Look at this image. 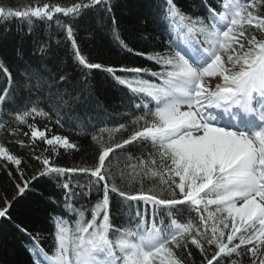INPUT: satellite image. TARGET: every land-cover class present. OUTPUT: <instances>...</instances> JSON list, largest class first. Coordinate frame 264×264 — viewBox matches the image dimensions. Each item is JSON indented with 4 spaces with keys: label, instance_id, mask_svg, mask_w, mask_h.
I'll return each instance as SVG.
<instances>
[{
    "label": "snow or ice",
    "instance_id": "obj_1",
    "mask_svg": "<svg viewBox=\"0 0 264 264\" xmlns=\"http://www.w3.org/2000/svg\"><path fill=\"white\" fill-rule=\"evenodd\" d=\"M204 7L206 15H191L176 0H163L159 23L168 39L151 52L134 51L113 27L120 46L150 61L154 70L94 63L81 49L74 21L92 9L115 25L113 0H32L24 10L0 0V21L26 22L28 34L37 22L48 29L35 49L39 65L26 64L19 81L0 60L7 80L0 89V117L11 120L0 119V130L28 137L27 143H16L41 165L26 178L24 158L0 142L5 161L0 169L15 183L17 195L45 176L62 191L60 200L50 198L63 213L51 218V252L39 234L20 228L30 241L32 264H197L193 250L199 264H244L243 257L248 264H264V0H212ZM53 27L70 46L79 86L67 87L70 75L63 69L53 73L45 62ZM93 70L106 71L128 89L132 112L121 114L127 123L91 134L98 149L94 165L66 167L57 162L60 150L78 152L79 144L35 121L42 117L60 128L69 123L82 130L71 122L78 120L75 106L91 93ZM20 92L26 94L24 104L5 107L15 105ZM104 132L108 141L115 133L130 134L110 143ZM38 141L47 146L39 154ZM134 145L150 150L129 154L135 162L114 173L111 157ZM81 176L87 179H77ZM113 195L123 202L129 223H114ZM10 207L5 197L0 217Z\"/></svg>",
    "mask_w": 264,
    "mask_h": 264
},
{
    "label": "trees",
    "instance_id": "obj_2",
    "mask_svg": "<svg viewBox=\"0 0 264 264\" xmlns=\"http://www.w3.org/2000/svg\"><path fill=\"white\" fill-rule=\"evenodd\" d=\"M32 0H4V3L13 7H19L29 4ZM61 4L71 3L72 0H52ZM178 6L191 15H206L204 7L205 2L211 4L212 0H176ZM163 0H113V13L116 18V24H112L110 17L99 10H88L79 19L74 21L77 30L78 43L85 54L88 55L91 62H99L102 65L129 67H150L156 70V66L144 57L134 55L123 49L116 39L113 38V27L118 31L121 39L136 52H151L160 50L164 47L163 41L168 39L164 27L159 23L161 5ZM213 6H215L213 4ZM101 17H104L101 22ZM53 39L50 41L51 47L48 58L45 61L53 73H59L60 69L68 73L71 77L67 87L78 85L80 79V70L73 63L70 55V46L64 39L63 32H57L52 28ZM48 29L37 22L32 33L28 34V25L17 19L0 21V60L10 68L14 79L19 81L21 77L18 71L23 69L26 64L38 66L41 57L35 53L39 42L47 39ZM60 43H56V39ZM158 38V39H157ZM35 53V54H34ZM121 75V73H117ZM144 79H150L145 76ZM92 84L91 93L85 92L83 99L75 106L72 124L83 126L81 130L78 127H71L65 123L63 128L44 120L42 117L36 118L38 127L47 124L52 128V132L58 135L68 136L70 140L75 141L80 146V151L65 153L61 149V155L57 158L60 165L66 167L80 165H94L97 161V145L91 140V134L99 131L107 125L109 128L120 123H127L128 118L122 116V113L132 112L131 106L127 103L130 98L128 89L116 83L112 76L106 71L93 70L91 73ZM7 84L6 77L0 73V89ZM79 86V85H78ZM25 93L20 92L15 101V105H6L5 107H21L25 102ZM138 115L139 113H134ZM11 123L7 116L0 117ZM55 119V117L53 118ZM95 125L96 128L90 127ZM22 131H28L27 126L22 127ZM130 133H115L111 141H108V132L102 135L104 140L110 143H118L126 139ZM17 139H23L28 142V137H13L7 132L0 130V142H4L10 150L20 157L24 158L23 167L26 171V178L35 174L40 168V163L29 155L28 148H21ZM36 153L47 147L42 142H37ZM150 150L139 145L126 146V150H116V154L111 157V167L114 173H119L130 163L129 154L136 157L141 152ZM3 158H0V165L4 164ZM9 170L16 181L19 177L16 175L15 166L9 165ZM82 182L87 177H77ZM147 183L145 187H147ZM62 191L47 176L34 181L23 195H17V189L13 180H10L6 171L0 169V207H4V198L11 201V207L8 209L6 217H0V264H32L28 247L30 241L28 236L20 231V228L27 229L28 233L34 236L39 234L43 247L49 252L54 247L52 239L53 214H63L58 204L53 203L51 197L60 200ZM15 197V199H13ZM97 197L93 195L94 203ZM87 204V201H82ZM143 210V205H140ZM124 204L116 195L112 196V215L116 225L129 223L124 211ZM134 211V209H133ZM194 215V214H193ZM90 218V215L87 217ZM19 226V227H18ZM194 257L199 264V254L193 250ZM244 264H248V258L243 257Z\"/></svg>",
    "mask_w": 264,
    "mask_h": 264
}]
</instances>
